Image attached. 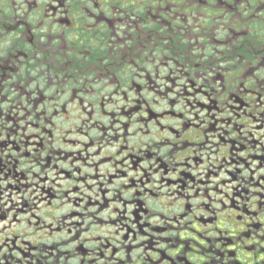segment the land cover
Listing matches in <instances>:
<instances>
[{
  "label": "flooded vegetation",
  "instance_id": "obj_1",
  "mask_svg": "<svg viewBox=\"0 0 264 264\" xmlns=\"http://www.w3.org/2000/svg\"><path fill=\"white\" fill-rule=\"evenodd\" d=\"M0 264H264V0H0Z\"/></svg>",
  "mask_w": 264,
  "mask_h": 264
}]
</instances>
